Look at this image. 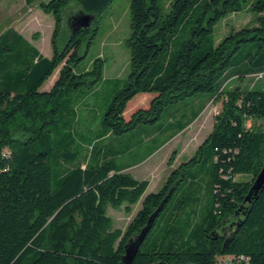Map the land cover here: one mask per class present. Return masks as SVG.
<instances>
[{"label":"trees","instance_id":"trees-1","mask_svg":"<svg viewBox=\"0 0 264 264\" xmlns=\"http://www.w3.org/2000/svg\"><path fill=\"white\" fill-rule=\"evenodd\" d=\"M37 1L26 0L28 6ZM115 1L42 2L55 18L52 58L13 28L0 33V264H125L127 244L172 191L133 264H220L227 257L264 264V191L247 202L264 167V0H171L167 6L132 0L130 76L124 86L110 80L119 92L103 113L90 103L107 83L103 60L79 70L88 55L80 51ZM73 2L96 18L91 28L76 29L60 52L64 10ZM245 10L257 14V25L232 29L218 43V25ZM64 62L54 88L42 91ZM140 94L155 97L127 120V106ZM79 103L88 111L85 124L101 119L99 130L89 128L91 140L80 137ZM180 103L183 120L161 124L167 109ZM212 104L221 110L196 156L145 198L125 232L115 228L109 208L132 213L150 187L127 170ZM137 132L142 136L135 138ZM152 142L137 159V151ZM122 156L128 160L121 163ZM196 167L200 171L189 173ZM241 176L252 179L238 181ZM192 205L198 211L194 225ZM185 218L188 228L182 230L178 224Z\"/></svg>","mask_w":264,"mask_h":264},{"label":"rangeland","instance_id":"rangeland-1","mask_svg":"<svg viewBox=\"0 0 264 264\" xmlns=\"http://www.w3.org/2000/svg\"><path fill=\"white\" fill-rule=\"evenodd\" d=\"M49 0H38L32 7L26 8L24 5V0H0V33L6 31L8 28H15L20 30L27 38H30L32 41H37V45L40 47L44 54L48 53V57L53 55L54 43V23L55 18L52 14H47L41 8V3ZM171 0H163L165 6L170 3ZM254 0H247V3H251ZM131 4L132 0H116L110 8L103 13L101 17V24L99 30L95 33L93 39L87 40L83 47L81 48L80 54L85 55L88 52L87 58L81 63L79 70L82 69H92L93 63L97 59L103 60L104 63V79L107 80V83L103 84L98 93L95 96H92L90 103L93 104L92 107L99 108V110L105 113L113 103L115 97L119 92V85L117 82H112L110 80L120 79L122 80L123 86L129 79L131 68V53L128 46V41L131 36ZM33 15V16H30ZM84 15L81 7L76 3H71L68 8L64 10L63 18V27L62 31L57 39L58 50L63 51L70 40L71 35L78 27V21ZM92 22L89 27H79L80 29L91 28L93 21L96 18L93 15ZM258 18L257 14L245 10L238 14L230 15L225 21L220 23L217 27V42L219 43L225 36H227L232 29H242L249 28L257 25ZM92 43L89 45V43ZM65 62L56 70L54 75L45 83L42 88V91L52 90L59 79L60 72L63 69ZM264 81V76L260 77ZM251 81L238 82L234 81L232 84H243L248 85ZM155 94H140L136 96L127 106L125 113V118L127 120L131 119L132 115L139 109L149 108L152 100L154 99ZM187 102V101H186ZM183 104L174 105L172 108L167 109L166 113L163 116V119L160 121L161 124L167 125L170 124V120L176 118L177 121L183 120ZM79 111L77 114L79 122V132L82 135L85 134L83 138L80 134L82 140H91L94 133L93 130H99L101 125V119H96L92 122H87L83 120V117L88 119V111L84 106V103H79ZM221 105L212 104L207 107V110L201 115L200 119L195 122L189 130L175 138L173 142L168 145L166 148L160 149L153 159L149 162H146L143 166L138 167L133 170V173L138 178H147L152 180V184L149 187L148 191L142 198V200L133 207V212L129 213L126 207L115 210L109 208V215L112 217L114 226L117 229H121L124 232L128 229L133 219L139 213L143 207V202L145 198L151 193L159 192L164 184H161L163 178L168 174L172 165L169 164V161L176 151V158L179 157V162L177 165L188 162L193 157L196 156L195 152L198 149V146L202 145L203 142L208 138L210 133L214 128L215 116L220 112ZM186 113L188 111L186 110ZM174 121V120H173ZM88 124V126H87ZM86 126V129H85ZM151 127V126H149ZM155 127L154 129H156ZM139 133V132H137ZM141 132L136 134L135 138L141 137ZM165 135L161 136L164 137ZM22 138V135L20 136ZM159 139V140H160ZM126 142L129 139L124 140ZM115 141L113 139L106 140L108 145H113ZM155 142L146 144L143 148L137 151L135 157L141 159L144 157L150 149H147V146H155ZM124 145V142L121 143V146ZM195 154V155H194ZM132 157V158H135ZM120 162L123 163L128 160L127 157L122 156L119 158ZM176 160V159H175ZM200 171V168L196 167L189 171V173H194ZM251 176H241L238 177V181H249ZM202 200V199H201ZM192 210L195 209V214L192 217V225L194 221L198 220L196 213L198 212L196 207L191 206ZM200 215V214H199ZM187 218L183 220V223H179L178 226L180 229L184 230L188 228ZM176 239H182L181 235H178Z\"/></svg>","mask_w":264,"mask_h":264},{"label":"water","instance_id":"water-1","mask_svg":"<svg viewBox=\"0 0 264 264\" xmlns=\"http://www.w3.org/2000/svg\"><path fill=\"white\" fill-rule=\"evenodd\" d=\"M92 22V16L90 15H84L80 18L78 21V27L76 29H80L79 27H89ZM264 191V167L259 173V175L256 177L255 182L252 186V189L250 191V194L247 197V202L251 203L254 199H258V196L261 192ZM174 191H172L169 195V197L173 194ZM167 197L161 206L158 208V210L151 216L148 225L142 230V232L134 239L130 240V242L127 244L125 249V254L123 257L125 264H133L135 258L137 257L141 246L145 242L147 236L151 232L152 228L154 227V223L156 222L157 218L159 217L164 204L168 201Z\"/></svg>","mask_w":264,"mask_h":264},{"label":"crops","instance_id":"crops-1","mask_svg":"<svg viewBox=\"0 0 264 264\" xmlns=\"http://www.w3.org/2000/svg\"><path fill=\"white\" fill-rule=\"evenodd\" d=\"M24 5L26 6V8H30L31 9V7L34 5H32V6H28L27 5V2H26V0H24ZM30 16H33V15H30ZM9 29V28H8ZM7 29V30H8ZM13 29H15V28H13ZM54 29H55V23H54ZM15 30H17L19 33H21L28 41H30L33 45H35L39 50H40V52L44 55V56H46V57H48L47 55H48V53L47 54H44L43 52H42V50L40 49V47L37 45V41H32V40H30V38H27L20 30H18V29H15ZM53 55H54V51H53ZM53 55L51 56V57H48V58H52L53 57ZM259 86L260 87H262V88H264V81H262V80H260V82H259ZM50 90H46V92H49ZM210 106V105H209ZM207 110V108L201 113V115L205 112ZM201 115H200V117H201ZM200 117L195 121V122H197L199 119H200ZM194 122V123H195ZM193 123V124H194ZM193 124H191L186 130H184L182 133H180V134H178L176 137H174L170 142H168L167 144H165L163 147H167L168 145H170L172 142H173V140L175 139V138H177V137H179V136H181V135H183V134H185L188 130H189V128L193 125ZM201 146V145H200ZM200 146H198V148L200 147ZM163 147H161L160 149H163ZM198 150V149H197ZM197 150H196V152H195V154L197 153ZM159 151V150H158ZM157 151V152H158ZM156 152V153H157ZM155 153V154H156ZM154 154V155H155ZM194 154V155H195ZM154 157H153V155L151 156V157H149L146 161H144L142 164H140V165H137V166H134V167H132V168H129L127 171L128 172H131L133 175H134V173H133V170L134 169H137L138 167H140V166H143L146 162H149L150 160H152ZM177 162H179V157H177L176 158V160H175V162H174V164H173V166H171V169L169 170V172H168V174L163 178V181L161 182V184H164V183H166V181H167V179L169 178V176H170V174H171V172L175 169V168H177L178 166H180V165H177L178 163ZM147 164V163H146ZM135 176V175H134ZM136 177V176H135ZM137 179H140V180H148V181H150V186H151V184H152V180L150 179H147V178H145V177H143V178H138V177H136Z\"/></svg>","mask_w":264,"mask_h":264},{"label":"built area","instance_id":"built-area-1","mask_svg":"<svg viewBox=\"0 0 264 264\" xmlns=\"http://www.w3.org/2000/svg\"><path fill=\"white\" fill-rule=\"evenodd\" d=\"M260 77H262V75ZM7 154L9 155L10 153L7 152ZM234 261L240 264L241 262L246 261V259L244 257H241L240 259H237L235 257H227L222 259L220 264H234Z\"/></svg>","mask_w":264,"mask_h":264}]
</instances>
